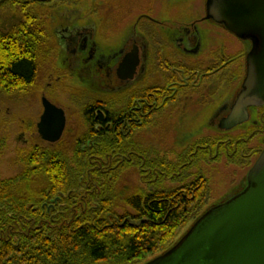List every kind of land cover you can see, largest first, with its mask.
Wrapping results in <instances>:
<instances>
[{
	"label": "trees",
	"instance_id": "obj_1",
	"mask_svg": "<svg viewBox=\"0 0 264 264\" xmlns=\"http://www.w3.org/2000/svg\"><path fill=\"white\" fill-rule=\"evenodd\" d=\"M37 3H0V97L32 93L56 59L50 18ZM231 63L208 76L185 71L184 87L178 75L159 71L161 82L148 89L86 93L77 131L68 127L56 144L19 151L24 171L0 181V264H148L173 249L210 210L202 165L223 157L251 165L249 142L264 134V110L244 134L205 138L181 152L149 149L137 135L179 96L194 94V80L220 76ZM5 146L0 139V153Z\"/></svg>",
	"mask_w": 264,
	"mask_h": 264
},
{
	"label": "rangeland",
	"instance_id": "obj_2",
	"mask_svg": "<svg viewBox=\"0 0 264 264\" xmlns=\"http://www.w3.org/2000/svg\"><path fill=\"white\" fill-rule=\"evenodd\" d=\"M159 1L156 0L157 3ZM161 1L164 4H177L176 9L181 16L193 15L196 10L199 15H203L204 12L205 0ZM150 2L152 3L153 0L38 1L39 6L46 8L45 11L50 18H48L50 29L59 49L56 59L54 61L52 59V62L41 70L32 93L10 98L0 97V139L6 140V146L0 153V181L15 178L24 171L19 151L37 144H46L37 132V124L43 114V97L64 109L67 128L77 131L82 126L80 110L88 97H103L111 94V91L100 87L104 81L93 78L84 70L74 69L71 55L60 46L58 31L61 32L65 27L92 25L95 27L94 41L102 52L107 54L109 49H117L124 42L126 33L142 14L139 9ZM162 2L155 6L160 9ZM4 13V9H0V19L5 17ZM5 23L1 21V27L6 28ZM201 28L204 32L212 31L213 44L207 49L205 45L208 44V39H204L201 55L195 59L209 63L210 60L204 61L202 58H206L212 47L219 49L225 43L226 57H234V61L230 62L232 67L224 71L223 77L218 76L219 74L213 76L211 82L204 84L199 93L179 96L178 103L171 105L163 118L156 120L154 125L151 123L137 135L138 140L149 149L181 152L205 138L242 135L252 126L250 122L230 131L224 130L217 125L218 119L215 118L217 111L225 103L232 102L241 90L247 73V57L245 55L236 59L235 57L250 48H245L244 42L217 26L206 23ZM251 120L259 121V114L255 108L251 111ZM249 148L251 149L249 159L252 163L249 166L231 165L227 157H223L220 162L202 165L210 189V198L204 212L224 203L243 190L248 172L264 148V134L253 137L249 142ZM170 158L174 159L172 155ZM133 180L138 181L136 177ZM190 226L191 224L183 232H186Z\"/></svg>",
	"mask_w": 264,
	"mask_h": 264
},
{
	"label": "water",
	"instance_id": "obj_3",
	"mask_svg": "<svg viewBox=\"0 0 264 264\" xmlns=\"http://www.w3.org/2000/svg\"><path fill=\"white\" fill-rule=\"evenodd\" d=\"M221 3L222 8L211 17L253 45L235 115L220 125L232 130L249 121L250 108L264 107V0ZM126 64L122 72L133 78L137 64ZM42 106L37 132L44 142L56 144L67 128L66 112L46 97ZM148 264H264V149L248 172L244 190L210 209L173 249Z\"/></svg>",
	"mask_w": 264,
	"mask_h": 264
},
{
	"label": "flooded vegetation",
	"instance_id": "obj_4",
	"mask_svg": "<svg viewBox=\"0 0 264 264\" xmlns=\"http://www.w3.org/2000/svg\"><path fill=\"white\" fill-rule=\"evenodd\" d=\"M161 2V0L158 3L153 0L147 6L141 7L139 10L142 14L133 24L131 30L126 33L124 42L117 49H109L107 54L103 53L94 41L95 27L92 25L65 27L61 32L58 31L60 46L71 55V63L74 69L84 70L93 78L104 81L100 87L111 91V93L131 87L151 88L158 81L157 74L159 71H170L172 74L178 75L181 79L178 86L184 87L187 85L186 82L190 80V77H186L184 74L185 71L204 72V75L208 76L210 71L221 69L220 63H223V66L230 64L231 60L225 55L227 49L225 43L219 49L212 47L206 58H202L204 61L210 60L209 63L195 59L201 55L204 39H208V44L205 45L207 49L213 44L212 31H202L201 26L206 25V23L223 29L244 42L245 48H250L247 52L242 51L237 56L245 55L247 57L252 50L253 45L250 41L239 39L225 25L218 23L211 17L214 10H220L224 5H222L221 0H205L203 15L197 14L196 10L195 14L187 16H181L178 13L177 4L170 5L162 2L161 8L158 9L155 4L160 5ZM128 61L134 65L137 64L133 78H127V75L122 72ZM129 67L131 69V64ZM223 73L224 71H221L220 76L223 77ZM203 80H194V87H196L194 94L199 93L203 85L211 82L212 78ZM241 90L232 102L225 103L217 111L215 115V118L218 119L217 125L228 123L234 117L236 100ZM253 109L248 110L249 121L240 126H244L246 123L250 124V122L256 123L255 120H251ZM255 109L260 116L264 107Z\"/></svg>",
	"mask_w": 264,
	"mask_h": 264
}]
</instances>
